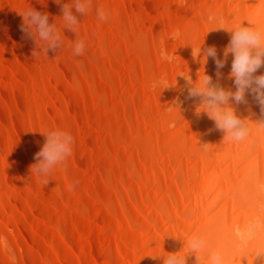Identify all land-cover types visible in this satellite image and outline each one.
<instances>
[{"label": "bare ground", "instance_id": "bare-ground-1", "mask_svg": "<svg viewBox=\"0 0 264 264\" xmlns=\"http://www.w3.org/2000/svg\"><path fill=\"white\" fill-rule=\"evenodd\" d=\"M72 2L0 0V264H162L148 255H183L194 236L206 242L202 257L264 264L255 259L264 229L247 243L233 231L264 220V112L246 90V103H231L249 134L223 139L196 114L201 98L186 99L181 76L205 73L235 91L233 55L217 81L203 49L215 46L223 59L230 29L264 27V0H91L85 16L72 9L85 42L79 56L62 19ZM31 7L56 24L57 52L47 56L21 31L20 12ZM161 78L175 86L153 88ZM57 128L72 134L73 150L44 185L31 167L44 133Z\"/></svg>", "mask_w": 264, "mask_h": 264}, {"label": "clouds", "instance_id": "clouds-1", "mask_svg": "<svg viewBox=\"0 0 264 264\" xmlns=\"http://www.w3.org/2000/svg\"><path fill=\"white\" fill-rule=\"evenodd\" d=\"M57 4H61V0H56ZM73 7L75 13L85 16L92 7L91 0H73L71 4L64 3L61 5L62 19L64 21V29L76 33L75 44L73 48V55L79 56L85 50V42L79 38L77 25L79 20L76 14H73ZM23 17V24L21 31L30 39H34L37 47L40 48L48 56V52H57L62 47L63 39L61 33L57 30L55 23H49V15L42 13L31 7L24 12H20ZM97 18L104 22L108 19V14L103 7L96 10ZM248 25L241 23L232 29L231 39L229 44L223 50V59L217 56L215 46H210L203 49V60L206 62L211 57L216 64L217 81L221 78L220 70L224 68L229 54L233 55L230 77H234L235 91L226 90L220 86L219 83L213 84L212 77L205 74L203 78L193 81L189 74L181 75L185 78L188 98L200 97L201 103L196 107L197 115L201 112L215 122L216 129L225 133L223 139L241 141L249 134L248 125L245 119L236 114L235 108L232 106V101L236 105L246 103V90L254 95L255 99L261 106V111L264 112V74L254 75L258 69L264 66V27L255 24L253 20H248ZM226 29V28H225ZM180 33L177 31L173 33L172 38H178ZM202 52L200 46L199 50L193 49V56L198 57ZM36 51H33V56H36ZM161 58L167 61L173 59L172 56L161 52ZM173 84L167 83L164 78L154 81L153 88L162 87L166 89ZM173 105H178L174 103ZM261 126H264V121H261ZM46 135V141L42 149L36 153L35 159L37 163L32 165L31 170L41 178L44 185L49 183L48 177L52 170L57 165H62L67 158L71 156L74 144V137L68 131L59 128L50 130ZM264 229V220L259 218L253 225L245 229L236 226L233 231L235 235L244 243L250 241L255 229ZM188 252L180 254V251L169 253V255L154 256L148 255L152 259L162 257V264H187V256L191 253L196 254V260L193 264H205V259L210 261V264H226V259L219 251H212L206 257H202L201 253L206 249V242L199 236L192 237L188 242ZM257 257H264V250H257L255 252V259Z\"/></svg>", "mask_w": 264, "mask_h": 264}]
</instances>
